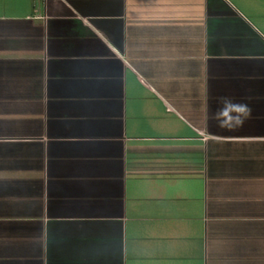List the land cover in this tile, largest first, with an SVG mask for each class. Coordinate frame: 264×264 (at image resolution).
<instances>
[{
	"label": "crops",
	"instance_id": "1",
	"mask_svg": "<svg viewBox=\"0 0 264 264\" xmlns=\"http://www.w3.org/2000/svg\"><path fill=\"white\" fill-rule=\"evenodd\" d=\"M0 264H264V0H0Z\"/></svg>",
	"mask_w": 264,
	"mask_h": 264
},
{
	"label": "clouds",
	"instance_id": "2",
	"mask_svg": "<svg viewBox=\"0 0 264 264\" xmlns=\"http://www.w3.org/2000/svg\"><path fill=\"white\" fill-rule=\"evenodd\" d=\"M219 107L214 113V119L219 127L228 131H235L243 126L251 117V108L240 102H234L228 97L218 99Z\"/></svg>",
	"mask_w": 264,
	"mask_h": 264
}]
</instances>
